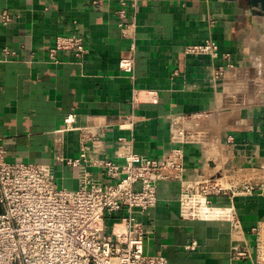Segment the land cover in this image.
Masks as SVG:
<instances>
[{"label": "crops", "instance_id": "obj_1", "mask_svg": "<svg viewBox=\"0 0 264 264\" xmlns=\"http://www.w3.org/2000/svg\"><path fill=\"white\" fill-rule=\"evenodd\" d=\"M5 14L6 160L48 165L60 188L76 191L83 170L67 161L85 154L82 168L103 183L95 161L123 163L122 137L127 153L150 159L180 148L181 178L159 183L157 206L134 214L149 231L147 253L168 264H253L254 229L264 226V101L237 108L227 99L236 98L230 83L253 76L254 61L264 60L261 0H0ZM66 37L80 39L83 52H53ZM208 42L217 57L187 52ZM127 55L133 74L120 68ZM135 90L157 92L158 102L136 104ZM204 179L224 189L211 200L229 219L181 216L182 189ZM193 242L196 250H187ZM241 251L252 259L237 258Z\"/></svg>", "mask_w": 264, "mask_h": 264}, {"label": "built area", "instance_id": "obj_2", "mask_svg": "<svg viewBox=\"0 0 264 264\" xmlns=\"http://www.w3.org/2000/svg\"><path fill=\"white\" fill-rule=\"evenodd\" d=\"M0 20L10 18L5 14ZM61 50L83 52L84 45L80 39L66 37L58 41L53 52ZM187 52L214 58L219 49L208 42L191 46ZM120 68L133 74L134 56L123 57ZM133 98L138 104L157 103L159 97L155 91L135 90ZM66 123H72L71 116ZM183 134L181 130L180 135ZM130 144L126 138L119 139V148L126 152L123 163L95 161L104 171L103 183L94 182L82 168L85 154L67 161L83 170L76 191L60 188L48 165L9 163L6 150L0 145V264H168L164 257L147 253L149 231L134 214H145L157 206L159 183L181 178L184 153L174 148L161 160L150 159L127 153ZM223 191L209 179L185 187L180 198L181 216L205 221L229 219L228 212L211 200ZM108 219L113 221L110 227ZM254 232L253 264H264V226ZM197 246L193 242L186 249L196 250ZM235 256L252 259L244 251Z\"/></svg>", "mask_w": 264, "mask_h": 264}, {"label": "rangeland", "instance_id": "obj_3", "mask_svg": "<svg viewBox=\"0 0 264 264\" xmlns=\"http://www.w3.org/2000/svg\"><path fill=\"white\" fill-rule=\"evenodd\" d=\"M253 68H255V74L253 76L249 74V76H240V81L243 82L237 83L236 81H233V84L230 83L228 86V89L234 90L232 92L236 97L235 99H227L229 100L230 105H236L237 108H240L248 103L264 101V60H255ZM243 83H246V85L243 86ZM235 90L238 91L236 92Z\"/></svg>", "mask_w": 264, "mask_h": 264}, {"label": "water", "instance_id": "obj_4", "mask_svg": "<svg viewBox=\"0 0 264 264\" xmlns=\"http://www.w3.org/2000/svg\"><path fill=\"white\" fill-rule=\"evenodd\" d=\"M261 2L263 3V6H264V0H261Z\"/></svg>", "mask_w": 264, "mask_h": 264}, {"label": "bare ground", "instance_id": "obj_5", "mask_svg": "<svg viewBox=\"0 0 264 264\" xmlns=\"http://www.w3.org/2000/svg\"><path fill=\"white\" fill-rule=\"evenodd\" d=\"M258 69V68H257ZM244 107V106H243Z\"/></svg>", "mask_w": 264, "mask_h": 264}]
</instances>
